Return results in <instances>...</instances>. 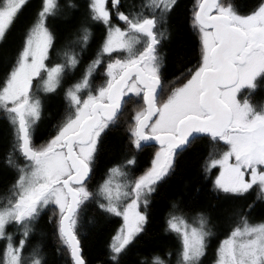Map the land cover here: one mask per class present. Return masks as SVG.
I'll use <instances>...</instances> for the list:
<instances>
[{
    "label": "snow or ice",
    "instance_id": "obj_1",
    "mask_svg": "<svg viewBox=\"0 0 264 264\" xmlns=\"http://www.w3.org/2000/svg\"><path fill=\"white\" fill-rule=\"evenodd\" d=\"M122 2L88 0L90 19L103 24L107 35L82 78L67 88L65 96L73 113L46 145L37 148L32 143L41 119V102L31 93L33 80L40 78L45 92H55L80 64L78 54L67 53L63 63L52 67L45 63L55 40L46 21L55 13L57 0H42L37 22L0 81V118L13 126L14 149L28 162L26 168L19 169L14 201L0 208V240L6 241L3 264H23L21 253L33 231L30 225L49 205L58 210L57 231L73 264H86L76 234L77 217L96 196L105 201L98 205L100 209L123 217L124 224L111 244L112 259L118 264L119 255L146 223V216L138 211L140 204L147 206V196L173 169L177 152L186 151L204 136L228 147L220 159L211 160L206 167L208 172L222 168L215 189L235 196H244L254 186L264 192V108L258 109L249 99L264 87V2L249 14H240L226 0H200L193 26L202 37L201 63L163 102L158 100L163 93V58L158 48L164 33L158 25L177 6V0H146L148 16L118 11ZM26 4L27 0H0V50ZM113 16L123 22V29L112 23ZM84 33L86 47L91 34L86 28ZM121 52L126 58L106 63L107 80L93 94L92 77L105 64L103 57ZM242 93L248 95L239 98ZM133 97L141 98L144 104L133 117L134 148L139 151L155 141L160 150L151 167L134 181L115 183L114 176L127 173L113 167L97 191L91 192L88 181L102 135L115 125ZM8 163L13 162L9 159ZM127 165L134 166L135 160H128ZM129 198L131 202L123 206ZM204 223L201 219L197 228L180 217L168 221L169 229L182 238L183 264H201L210 235ZM10 225L22 231L23 238L15 245L6 232ZM216 256V264H264V223L253 225L243 219L241 226L221 241ZM32 264L42 262L37 258ZM154 264L163 261L156 258Z\"/></svg>",
    "mask_w": 264,
    "mask_h": 264
},
{
    "label": "trees",
    "instance_id": "obj_2",
    "mask_svg": "<svg viewBox=\"0 0 264 264\" xmlns=\"http://www.w3.org/2000/svg\"><path fill=\"white\" fill-rule=\"evenodd\" d=\"M199 2L200 0H177V6L165 16L163 24L158 25L160 31L164 33L158 48V54L163 58L161 67L163 93L158 97L159 102L165 101L175 88L186 83L190 78V72L201 63L202 37L193 26V14ZM226 2L235 5L240 14H249L264 0ZM59 3L64 7L58 11L55 18L49 17L46 21V26L53 33L55 40L45 63L48 67L63 63L67 53L78 54L80 64L66 75L55 92H45L40 78L33 80L31 93L41 102V119L36 124L32 136V143L37 148L46 145L72 115L73 109L65 96L67 88L82 78L87 66L96 58L107 34L103 24L90 19L88 0H59ZM145 3L146 0H123L118 11L148 16L150 13L144 7ZM40 6L41 0H27L18 19L14 21L7 44L0 50V81L5 78L10 65L15 63ZM112 23L122 29L125 27L115 16ZM85 28L91 34L86 47L82 40ZM137 49L142 50L141 45H138ZM117 58L125 59V53H113L111 57H103L105 64L97 69L92 77L93 94L107 80L104 74L106 63ZM242 94L241 96L248 95ZM249 99L260 109L264 99V87L249 95ZM143 107L144 104L139 97L128 100L115 125H110L106 134L102 135L93 164V175L88 181L89 191L96 192L98 185L105 180L113 167H120L127 173L124 177L119 176L127 182L134 181L151 167V161L160 146L147 144L137 151L131 136L134 127L133 117ZM15 142L13 126L7 119L0 118L1 192L14 190L15 182L20 175L19 169L26 167V159L14 149ZM227 149L224 142H213L204 136L186 151L177 152L173 169L155 186V191L147 196V206L140 204L139 209L146 216V223L143 230L119 255L118 264H154L156 258L166 261L171 260L175 252L178 254L181 248L180 236L168 226V221L173 216L178 217L186 213L206 216L216 211L218 218L230 222L228 227L230 230L239 224L236 218L239 211L248 222L264 220V194L260 193L257 187H253L244 196L226 194L214 188L216 167L210 172L206 171V167L214 157ZM9 159L13 162L11 165L8 163ZM130 159L135 160L134 166L127 165ZM100 203H105L103 197L96 196L81 211L77 217L76 234L86 264H117V261L112 259L111 239L122 218L100 209L98 207ZM58 217V210L49 205L39 219L30 225L33 231L27 239L25 251L29 252V249L34 248L42 264H73L70 251L63 244L57 231ZM13 226L15 225L8 226V231L12 230ZM16 228L18 229L16 236L21 235V229L17 226ZM221 237L208 238L206 254L201 258V264H211ZM4 242L5 240H0V264L3 261Z\"/></svg>",
    "mask_w": 264,
    "mask_h": 264
},
{
    "label": "rangeland",
    "instance_id": "obj_3",
    "mask_svg": "<svg viewBox=\"0 0 264 264\" xmlns=\"http://www.w3.org/2000/svg\"><path fill=\"white\" fill-rule=\"evenodd\" d=\"M64 6H61V4L59 3V0H57V8H56V10H55V13L53 14V15H51V16H49V17H53V18H55V15H57V13H59L58 11H60L62 8H63ZM41 8H42V0H41V6H40V8H39V10H38V12L41 10ZM38 12H37V14H38ZM37 19H38V17H36V19H35V21L32 23V25L29 27V29H28V31L35 25V23L37 22ZM28 31H27V33H28ZM27 35V34H26ZM107 35V34H106ZM106 35H105V37H106ZM104 41H105V38H104ZM103 41V42H104ZM138 46V45H137ZM136 46V47H137ZM202 53H203V46H202ZM59 57H60V54L58 55ZM55 64H53V65H51V66H49V67H52V66H54ZM243 94H245V93H243ZM242 94V95H243ZM240 98H243V96H240ZM260 108H264V99H263V102H262V105H260ZM159 150H160V148H159ZM159 150H157V152L159 151ZM228 150V149H227ZM227 150H225V151H227ZM224 151V152H225ZM224 152H221L220 154H218L216 157H214L213 159H220L221 158V156H222V154L224 153ZM155 156V155H154ZM212 159V160H213ZM230 162H232V161H230ZM27 161H26V166H27ZM26 168V167H25ZM221 171H222V168L220 167V166H217L216 167V172H215V176H214V182H215V180L217 179V177L220 175V173H221ZM108 176H109V173H108V175L106 176V178L105 179H107L108 178ZM246 179H247V176H246ZM18 180V179H17ZM16 180V181H17ZM113 180H114V182L115 183H126L127 181H123L120 177H119V175H116V176H114L113 177ZM16 183V182H15ZM254 187H257L258 188V190H259V192L260 193H262V194H264V192H261L260 191V189H259V187L258 186H254ZM13 191H14V193H13ZM15 188H14V190L13 189H11L10 191H8V192H1L0 191V208H3V207H5V206H8V203H9V201H14V199H15ZM131 202V199L129 198L128 200H126L124 203H123V206H126L128 203H130ZM138 211H140L141 213H143L139 208H138ZM244 214H241V212L239 211L238 212V216H236V218H237V222L239 223V224H237V225H235V226H233V228H235V227H237V226H241V221L244 219V216H243ZM178 217H180V218H183V220L190 226V227H197V228H199L201 225H200V221H201V219H203L204 221H205V223H204V225H203V228H204V230L206 231V232H208V233H210V235L207 237V240H208V238H210V237H218V236H222L220 239H219V241H218V243H217V247H216V252H217V249H218V247L220 246V243H221V241L222 240H224L225 238H227L228 237V235L230 234V232H231V230L233 229L232 227V229L230 230V228H228L229 227V225H230V222L228 221V220H225V219H220V218H218V213L215 211V213L213 212V214H206V216L204 215V216H201V215H199V214H197V213H186V214H180ZM121 223H120V225L116 228V230H115V232H114V235H113V237H112V239H111V244L113 243V240H114V237L117 235V233H118V231H119V229L123 226V224H124V221H123V217L121 216ZM249 224H253V225H255V224H260V223H264V220H261V221H257V222H248ZM14 228L12 229V230H10V231H8V229L6 228V232L7 233H10L11 235H12V237H13V244L15 245L16 243H18V241L20 240V239H22L23 237H22V231L20 230V234L21 235H18V236H16V231L18 230L17 228H16V226H13ZM228 231V232H227ZM226 232V233H225ZM225 233V234H224ZM224 235V236H223ZM180 236V235H179ZM180 239H181V248H180V251H179V253L177 254L176 252H175V255H174V257L171 259V260H163V264H183V261H182V238H181V236H180ZM207 240H206V242H207ZM26 244H27V241H26ZM26 246V245H25ZM6 247V241L4 242V244H3V248H5ZM21 256H22V260H23V264H32V261H33V259H37V254H36V252H35V250H34V248L33 249H29V252L28 251H25V247H24V249H23V251H22V253H21ZM4 258H5V250H4V255H3V259L2 260H4ZM216 259H217V256H216V253H215V256H214V259H213V261L211 262V264H216ZM2 264H3V261H2Z\"/></svg>",
    "mask_w": 264,
    "mask_h": 264
},
{
    "label": "water",
    "instance_id": "obj_4",
    "mask_svg": "<svg viewBox=\"0 0 264 264\" xmlns=\"http://www.w3.org/2000/svg\"><path fill=\"white\" fill-rule=\"evenodd\" d=\"M156 144V145H159V143L158 142H155V141H151V142H149L148 144ZM160 146V145H159Z\"/></svg>",
    "mask_w": 264,
    "mask_h": 264
}]
</instances>
